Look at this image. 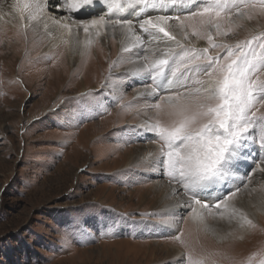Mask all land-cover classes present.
<instances>
[{
    "label": "rangeland",
    "instance_id": "1",
    "mask_svg": "<svg viewBox=\"0 0 264 264\" xmlns=\"http://www.w3.org/2000/svg\"><path fill=\"white\" fill-rule=\"evenodd\" d=\"M165 2L183 21L179 36L184 51L207 48V55L220 53L223 59L227 50L210 46L208 35L212 44L233 48L255 37L249 49L254 55L249 58L264 62V49L259 47L264 43V0H223L227 7L218 22L225 36L215 28L206 32L199 17L185 19L214 0ZM34 3L44 5L49 23L80 25V29L82 23L105 15L106 9L103 3L100 13L72 19L47 8L48 0ZM24 29L7 30L17 39L0 35V264H264V97H258L248 112L252 123L243 155L233 154L232 169L202 198L214 205L237 188L239 192L228 200L227 211L200 209L191 204V190L178 182V172L175 178L167 175L162 157L169 148L151 126H178L182 117L177 106L183 100L177 93L200 99L195 90L208 77L203 72L188 73L181 81L185 86L179 87L171 76L179 63L177 55L165 70L173 83L165 77L153 81L152 55L145 47L113 56L103 74L88 77L93 55L77 68L60 48L44 54L43 38L35 32L28 38ZM176 51L183 54L179 48ZM130 63L136 67L130 69ZM252 79L264 82V66ZM160 80L167 88L160 87ZM169 95L176 99L169 102ZM197 111L193 106L192 112ZM206 122L197 117L193 127ZM137 146H151L154 160H131ZM175 150L185 152L179 142ZM156 183L176 188L185 207L153 210L150 190ZM255 197L261 198L262 207L252 215L239 210ZM192 207L199 208L198 217L194 218ZM231 216L237 220L224 240L212 238L206 224L226 226ZM169 246L179 248L181 255L166 257Z\"/></svg>",
    "mask_w": 264,
    "mask_h": 264
},
{
    "label": "snow or ice",
    "instance_id": "2",
    "mask_svg": "<svg viewBox=\"0 0 264 264\" xmlns=\"http://www.w3.org/2000/svg\"><path fill=\"white\" fill-rule=\"evenodd\" d=\"M93 2L94 0H69L68 7L71 11L76 12ZM139 2H146V0H139ZM226 7L223 0H214L211 6L191 12L185 19L199 17L200 24L206 32L215 28L218 35L225 36L227 32L222 30L218 21ZM12 8L13 11L21 12L28 10L29 19L35 20L37 14L43 10V5L24 2L22 7L16 4L12 5ZM170 20L178 21L181 30H184L183 21L179 16L157 15L139 21V29L143 33L150 34L153 40L165 44L171 41L176 46L175 48L167 47L160 58L151 62L150 71L153 81L157 77H165L168 84L173 83V80L166 78L165 70L169 66L170 60L177 55L180 57L179 63L172 69L171 76L175 78L179 87L185 86L181 81L188 73L203 72L208 80L198 82L201 87L195 91L201 94V98L196 101L192 100L191 93H177V97H181L183 100L177 106V115L182 117L178 126L165 128L156 124L151 126V130L169 148L165 154L166 158L162 157L167 175L170 178H175L178 172L180 178L178 182H183L185 189L191 190L188 192L191 204L199 205L200 209L214 207L219 210L223 207L227 211L228 200L236 196L239 188L229 193L226 198L218 199L214 205L202 197L210 194L215 189V185L223 180L225 174L232 169L235 158L233 154L243 155L246 135L249 132V125L252 123L248 112L255 107L258 97H264V82L252 79V75L264 66V62L259 60L253 62L249 58L254 55L249 49L253 47V41L257 38L240 42L233 48L227 44H212V38L208 35L210 46L220 48L222 51L227 50L221 59L220 53H217L216 56L207 55V48L184 51V45L171 31ZM133 24V20H109L101 16L98 19L82 23V26L85 33L89 32L90 28L107 29L112 27L113 29L124 28L129 35H132ZM96 35H100L99 31L96 32ZM193 35H199V33L193 32ZM185 38H187L186 33ZM134 39L140 41L141 37L135 35ZM259 47L264 49V43H260ZM176 48L181 49L183 54L177 53ZM201 51L203 55L200 54ZM160 87H163V81ZM158 90L157 87L153 88L154 92H158ZM166 99L171 102L176 97L169 95ZM211 101H216L214 106L210 104ZM193 106L198 109L195 113L192 112ZM251 116L255 117L256 113L253 112ZM197 117H203L207 122L194 128L193 125L197 122ZM178 142L185 149L183 155L180 151L175 150ZM261 147H264V142ZM191 211L194 218L200 215V211L195 207H192ZM220 215L223 216V213ZM247 222L251 224L250 220Z\"/></svg>",
    "mask_w": 264,
    "mask_h": 264
},
{
    "label": "bare ground",
    "instance_id": "3",
    "mask_svg": "<svg viewBox=\"0 0 264 264\" xmlns=\"http://www.w3.org/2000/svg\"><path fill=\"white\" fill-rule=\"evenodd\" d=\"M35 1L44 2V0H0V35L6 38H15L9 36L10 33H7V30L14 31L16 30V27L21 28V30L22 27L25 28L24 30L25 33L28 34V38L31 36L32 32H35L37 35L36 37L43 38L44 42H46L47 44L46 48L44 49L45 50L44 54L49 53L48 55H50L51 52L55 51V49L60 48L62 52L65 51V56L66 59L68 60V63L70 65L77 64L76 65L77 68L78 66L83 64V61L85 60L86 57L88 56L91 57L93 55L95 57V61H93L92 63H88V67H87L88 77L94 74H98L97 72H99V74H103L104 68L112 65L111 61L114 59L113 56L118 57L124 54L129 48L140 49L142 47H145V50L150 55H152L151 60L153 61L154 59L160 58L167 47H173V48L175 47V44L173 42L169 41L167 44L163 42H157L151 38L150 34L143 33L139 29V21L142 19L148 17H155L157 15H168L174 17L173 16L174 13H171L170 7L165 2V0H147L144 3L139 2V0H94V2L91 5L82 7L81 10L83 9H88L89 11L92 10L91 13L95 12L96 14V13H100L97 12L99 10L98 8L100 5L104 3L106 9L104 13L105 15L103 16L106 19L109 20L128 19L134 21L132 35H129L127 30L124 28H117V29H113L112 27H108L107 29L90 28L89 32L85 33L83 27L81 29L80 27H78L80 25H73V26L68 25V27L65 28L64 27L65 25H61L60 23H57V25L49 23L47 19L48 15L45 14L43 4H42L43 10L37 14V18L35 20L29 19L28 10H24L23 12L13 11L12 5L19 4L22 7L24 2L34 3ZM48 1L51 2L50 4L51 6H48L47 8L54 9L55 12H57L58 14L59 12L61 14L66 13L67 15L66 14L65 15L69 18L72 19L79 18L78 16L80 14H85V13H81L80 12L81 10L76 12L71 11L68 7L69 0H48ZM56 3L57 5H60L59 8L54 6ZM244 20H246V18ZM169 24L171 27V31L176 35L177 39L180 41V36H179L180 27L178 21L170 20ZM97 31H99L100 33L99 36L96 35ZM135 35H139L141 37V40L136 41L134 39ZM4 49L5 50L9 49L8 44L7 45L5 44ZM96 65H99V67H97ZM128 67L130 69H133L136 67V64L130 63ZM73 70L75 71V69ZM161 78L163 77H158V80ZM161 81L162 80H160V82ZM162 88H167V87H162ZM82 89L86 90V88L84 87ZM146 91H148V88H146L145 90H139V94H144L146 93ZM153 152L154 151L151 150V146L149 147L137 146L132 148V155H130V157L131 160L134 158L135 159L134 161L138 160L139 162V160H142L141 162L150 163L154 160ZM150 191L151 194H153V199H152L153 210L170 211L175 209L179 210L185 207L184 204L185 201L183 202V199L178 194H176L177 193L176 188L168 185V183L165 184L156 183L153 185V187H151ZM236 198L237 200L239 199L243 200L240 197H236ZM260 199H261L260 197H255L252 200H247L246 203H243L239 206V210H242V212L244 213L246 209L245 215L247 214L252 215V213H254L257 208L262 207V203L260 202ZM197 209L199 210V208ZM236 220L237 217L234 218V216H231L226 222H224V225L226 226L220 225L221 227H219L218 224H213V225L206 224L207 232L215 240L218 241H221L222 239L224 240L223 238L225 235L224 233H228L229 231L228 228H230V226L233 225L232 223H234ZM164 252H166L165 253L166 257H169L171 259L178 258L182 253V251H180V249L175 246L165 247Z\"/></svg>",
    "mask_w": 264,
    "mask_h": 264
}]
</instances>
